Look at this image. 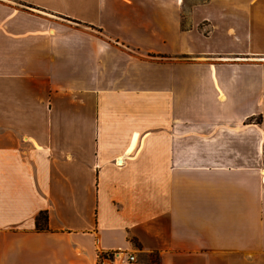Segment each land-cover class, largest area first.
I'll return each instance as SVG.
<instances>
[{"label":"crops","instance_id":"1","mask_svg":"<svg viewBox=\"0 0 264 264\" xmlns=\"http://www.w3.org/2000/svg\"><path fill=\"white\" fill-rule=\"evenodd\" d=\"M111 250L264 264V0H0V264Z\"/></svg>","mask_w":264,"mask_h":264},{"label":"built area","instance_id":"2","mask_svg":"<svg viewBox=\"0 0 264 264\" xmlns=\"http://www.w3.org/2000/svg\"><path fill=\"white\" fill-rule=\"evenodd\" d=\"M136 258L133 253L111 250L98 252L95 264H133Z\"/></svg>","mask_w":264,"mask_h":264},{"label":"trees","instance_id":"3","mask_svg":"<svg viewBox=\"0 0 264 264\" xmlns=\"http://www.w3.org/2000/svg\"><path fill=\"white\" fill-rule=\"evenodd\" d=\"M93 28V26H92ZM101 31L100 29H98ZM47 213L46 211H40L35 218V226L37 230H42L47 228Z\"/></svg>","mask_w":264,"mask_h":264},{"label":"rangeland","instance_id":"4","mask_svg":"<svg viewBox=\"0 0 264 264\" xmlns=\"http://www.w3.org/2000/svg\"><path fill=\"white\" fill-rule=\"evenodd\" d=\"M189 2V1H188Z\"/></svg>","mask_w":264,"mask_h":264}]
</instances>
